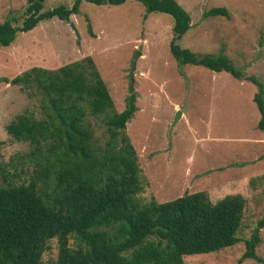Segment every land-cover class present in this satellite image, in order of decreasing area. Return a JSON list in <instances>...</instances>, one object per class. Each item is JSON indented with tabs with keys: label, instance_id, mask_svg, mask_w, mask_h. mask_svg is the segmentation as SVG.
Returning a JSON list of instances; mask_svg holds the SVG:
<instances>
[{
	"label": "rangeland",
	"instance_id": "obj_1",
	"mask_svg": "<svg viewBox=\"0 0 264 264\" xmlns=\"http://www.w3.org/2000/svg\"><path fill=\"white\" fill-rule=\"evenodd\" d=\"M187 14L189 27L176 44L191 53L222 54L244 77L261 84L264 105V0H174ZM73 0H44L42 10L69 8ZM25 0H0V22H20ZM222 7L226 17H204ZM171 18L144 14L132 0L117 6H94L80 1L68 21L55 18L15 35L0 47V78L10 81L31 67L54 70L84 57L91 60L115 112L123 107L128 66L137 51L131 87L135 111L124 125L140 170L143 189L139 202L161 203L182 194L203 192L210 202L237 194L244 200L238 242L205 255L182 258V264H257L237 262L242 241L264 212V136L256 129L258 113L252 102L255 86L224 72L198 66L178 67L168 53ZM179 116L171 124L174 113ZM18 114L43 117L38 93L0 82V169L13 183L24 181L31 165L21 158L25 142L13 141L4 126ZM92 136L103 144L104 126L85 117ZM12 174V177L10 175ZM254 253L264 262V227L258 231ZM68 246L71 241H68ZM55 239L46 243L39 264L54 261Z\"/></svg>",
	"mask_w": 264,
	"mask_h": 264
},
{
	"label": "trees",
	"instance_id": "obj_2",
	"mask_svg": "<svg viewBox=\"0 0 264 264\" xmlns=\"http://www.w3.org/2000/svg\"><path fill=\"white\" fill-rule=\"evenodd\" d=\"M43 1L25 0L19 23L14 19L0 22V47H7L16 34L30 31L40 21L67 22L81 0H73L69 8L57 5L47 10H42ZM82 1L117 6L125 0ZM132 1L143 7L144 14L171 18L167 49L178 67L224 72L255 86L256 129L264 136L261 84L244 77L241 68L233 67L222 54L197 55L180 48L176 41L187 31L189 19L174 0ZM202 15L226 17L227 13L222 7H212ZM0 82L34 89L43 113L40 119L18 114L4 126L13 141L27 144L21 161L31 167L21 183H13L0 169V264H39L50 239H55L56 256L46 264H182L183 257L215 253L238 242L244 200L237 194L214 202L203 192L161 203L152 198L137 200L143 182L124 134V125L135 111L131 82L120 112L114 111L88 57L54 70L31 67ZM85 117L98 119L104 126L103 144L92 136ZM263 227L264 212L242 241L237 262L264 264L254 253Z\"/></svg>",
	"mask_w": 264,
	"mask_h": 264
},
{
	"label": "water",
	"instance_id": "obj_3",
	"mask_svg": "<svg viewBox=\"0 0 264 264\" xmlns=\"http://www.w3.org/2000/svg\"><path fill=\"white\" fill-rule=\"evenodd\" d=\"M137 55H138L137 51H133V53H132V55L130 57L129 66H128V79H129L130 82L132 81V72H133V69H134L135 58L137 57ZM178 116H179V112L176 111L174 113V116H173V119L171 121V124H173L176 121Z\"/></svg>",
	"mask_w": 264,
	"mask_h": 264
}]
</instances>
